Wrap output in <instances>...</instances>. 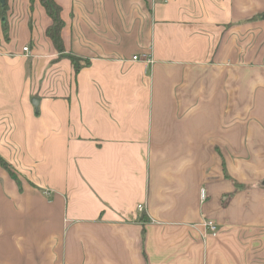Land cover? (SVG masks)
Segmentation results:
<instances>
[{
  "label": "crops",
  "instance_id": "0c3cea01",
  "mask_svg": "<svg viewBox=\"0 0 264 264\" xmlns=\"http://www.w3.org/2000/svg\"><path fill=\"white\" fill-rule=\"evenodd\" d=\"M56 2L77 74L40 0L0 17V264H264V63L226 65L264 0Z\"/></svg>",
  "mask_w": 264,
  "mask_h": 264
},
{
  "label": "trees",
  "instance_id": "16d2710c",
  "mask_svg": "<svg viewBox=\"0 0 264 264\" xmlns=\"http://www.w3.org/2000/svg\"><path fill=\"white\" fill-rule=\"evenodd\" d=\"M33 0H31L32 3ZM0 17L2 19H5L6 17V11H7V0H0ZM40 5L44 9L46 15L50 19V24L45 30V36L46 38L52 43L55 51L58 53L60 58H67L71 64L73 65L74 72L77 74L80 69L84 65H88V60H82L78 56L66 53L64 43L62 40V30L65 26L64 21L61 17V7L57 4L56 0H40ZM263 16H260V19H263ZM258 17H255L253 20H258ZM3 32H4V38L7 39V28L6 24H3ZM83 61L84 65H81V62ZM0 168L5 170L15 181H17V176L11 167L9 163H7L1 156H0Z\"/></svg>",
  "mask_w": 264,
  "mask_h": 264
},
{
  "label": "rangeland",
  "instance_id": "374dc122",
  "mask_svg": "<svg viewBox=\"0 0 264 264\" xmlns=\"http://www.w3.org/2000/svg\"><path fill=\"white\" fill-rule=\"evenodd\" d=\"M254 21L256 20H253V22ZM251 22L252 20H250L249 23ZM238 26L241 28V24H239ZM250 26L253 27L252 25ZM228 27L229 26H226V28ZM231 36L232 35L228 36V38L232 39V44L227 48V67H232L233 74H241L242 71H244V67H242L241 65L243 64L242 58H244L245 60L248 55L250 62L249 65L251 67L249 69H258L254 67H256L258 63H264V36L258 34L256 29L250 30V34L248 36L241 34H234L232 37ZM253 73L257 74L258 70L253 71Z\"/></svg>",
  "mask_w": 264,
  "mask_h": 264
},
{
  "label": "built area",
  "instance_id": "2783aa9c",
  "mask_svg": "<svg viewBox=\"0 0 264 264\" xmlns=\"http://www.w3.org/2000/svg\"><path fill=\"white\" fill-rule=\"evenodd\" d=\"M23 52L27 53L28 52V48L24 47L23 48ZM133 60L134 61L140 60V61H142L143 63H145L147 65L152 63V59H151L150 55H148V54H143L141 56H134ZM137 211L138 212H142L143 211V207L142 206H138ZM204 225L208 229L210 235H212V236H216L217 235L219 228L214 222H212L210 220H207V221H205Z\"/></svg>",
  "mask_w": 264,
  "mask_h": 264
},
{
  "label": "water",
  "instance_id": "95a60500",
  "mask_svg": "<svg viewBox=\"0 0 264 264\" xmlns=\"http://www.w3.org/2000/svg\"><path fill=\"white\" fill-rule=\"evenodd\" d=\"M36 101H37V100H36ZM32 104H33V106L35 107V109H37V102H36V103L33 102Z\"/></svg>",
  "mask_w": 264,
  "mask_h": 264
}]
</instances>
